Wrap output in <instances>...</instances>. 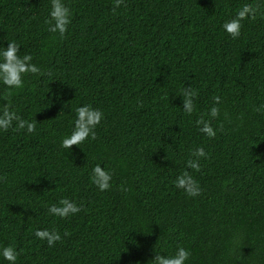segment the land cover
<instances>
[{"label":"trees","instance_id":"16d2710c","mask_svg":"<svg viewBox=\"0 0 264 264\" xmlns=\"http://www.w3.org/2000/svg\"><path fill=\"white\" fill-rule=\"evenodd\" d=\"M63 2L65 38L47 30L51 0H0V50L15 41L44 73L19 90L0 83L36 122L34 133L0 131V248L14 246L16 264H148L179 247L186 264H264V19L242 21L238 39L222 27L264 0H125L115 12L114 0ZM190 86L188 115L179 94ZM84 105L104 113L98 139L64 149ZM198 147L208 154L199 172L187 167ZM97 164L112 173L108 191L91 181ZM185 171L200 196L176 188ZM62 198L82 211L50 215ZM38 229L62 240L49 247Z\"/></svg>","mask_w":264,"mask_h":264},{"label":"clouds","instance_id":"9594fccd","mask_svg":"<svg viewBox=\"0 0 264 264\" xmlns=\"http://www.w3.org/2000/svg\"><path fill=\"white\" fill-rule=\"evenodd\" d=\"M51 12L50 18L45 21L48 25V31L53 34H58L59 37L65 38L68 32L69 25L72 23V11L70 7L66 6L63 0H51ZM121 5L127 7L125 0H114L113 11L119 8ZM264 19V9L261 5L244 4L238 11L235 18L223 23V30L231 36L232 39H238L242 34V21L252 20L255 21L257 16ZM21 46L15 41H10L6 48L0 50V83L6 86L7 89H23L25 84V76L32 75H44L41 69L33 63V57L30 54L19 55ZM183 96V110L186 114L191 115L195 111L194 99L197 97L198 92L191 86L184 87L179 94ZM214 106L211 107L210 112L207 113L212 119H216L220 115V109L218 106L221 103L220 96H214ZM2 101H7V104H3ZM264 110V105H260L256 111L260 112ZM76 118L74 122V128L69 136H65L61 141V147L64 149H72L73 146H80L86 141L91 139L95 141L98 139L96 129L104 120V113L100 109L93 108L91 105H84L75 109ZM196 125L199 130L204 133L210 139L216 137L217 130L213 128L211 119H204L201 116ZM28 133H34L36 131V122L23 119L17 114L13 107L12 92L7 91L2 97H0V131L8 132L25 130ZM191 155L196 159H189L187 161V167L199 172L201 166L199 158H207L208 154L203 147L196 148ZM91 181L101 191L105 192L112 187V173L97 164L92 169ZM175 186L178 189L184 191L189 197H198L202 194V188L199 182L188 172L185 171L177 177L175 180ZM122 191H127L121 185ZM83 206L78 205L69 198H62L58 204H53L48 208L50 215L59 217L61 219H67L77 215L82 211ZM68 231L64 232V236H70ZM37 239L46 241L49 247H54L57 242L62 240V237L57 230L38 229L35 231ZM0 255L3 256L9 264H16L20 252L12 245L0 248ZM191 253L183 247H179L172 256H165L157 254L153 260H150L148 264H186V261L190 258Z\"/></svg>","mask_w":264,"mask_h":264}]
</instances>
